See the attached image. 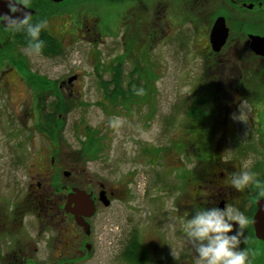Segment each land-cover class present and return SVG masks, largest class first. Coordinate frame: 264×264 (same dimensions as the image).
Returning <instances> with one entry per match:
<instances>
[{"label":"rangeland","instance_id":"obj_1","mask_svg":"<svg viewBox=\"0 0 264 264\" xmlns=\"http://www.w3.org/2000/svg\"><path fill=\"white\" fill-rule=\"evenodd\" d=\"M85 2L63 0L51 6L59 12H70ZM100 12L106 15L109 10L105 7ZM75 18L73 12V21ZM57 22L48 21L47 28ZM112 22L101 23L100 31L105 35L100 41L73 35L69 47L57 57L49 54L41 58L23 50L27 64L42 73L47 84L78 76L71 99L65 97L70 106L62 105L67 112L61 115L60 131L56 136L46 131L44 136L46 147L54 140L51 137L59 147L54 155L58 168L55 176L67 183L103 182L119 190L109 205L100 204L91 215L89 251L85 245L75 246L73 258L69 251L61 255L59 242L69 226V219L61 215L59 225L41 230L35 243L37 251L31 250L30 257L35 264H130L122 258V252L134 232L147 251L145 264H195V253L182 232V223L192 214L194 205L217 206L223 199L224 205L236 204L249 221L255 212L250 216L255 189L250 186L238 191L229 179L243 170L257 172L260 179L264 168V59L249 56L238 60L237 67L247 81L243 88L236 83L239 94L229 101L234 90H217L212 95L207 76L200 73L202 60L196 54L197 44L158 42L143 52V43L119 40ZM237 51L245 54L241 47ZM119 58L123 60L120 85L136 95L113 104L105 95L113 88L109 66ZM135 65L141 69L129 75ZM102 82H107L106 90ZM15 105L13 102L16 109ZM26 106L30 114L22 131L5 134L10 128L3 127L0 116V147L7 146V154H1L0 183L27 175L31 178L36 170V149L43 140L32 131L30 103ZM191 108L195 112L189 116ZM204 121L207 126L201 123ZM191 124L197 127L190 130ZM91 132L98 145L95 155L81 150ZM190 136H209L208 150L216 167L210 168V161L199 162L192 149L186 153L180 148L179 143L184 144ZM17 152L26 156L24 168L15 165ZM63 170L69 171V176H64ZM182 172L186 177H180ZM30 230V238L39 232L32 225ZM245 233L254 243L253 264H264V241L260 242L247 227ZM81 235L77 229V239Z\"/></svg>","mask_w":264,"mask_h":264},{"label":"flooded vegetation","instance_id":"obj_2","mask_svg":"<svg viewBox=\"0 0 264 264\" xmlns=\"http://www.w3.org/2000/svg\"><path fill=\"white\" fill-rule=\"evenodd\" d=\"M61 2L63 0H28L27 4H22L33 10L30 15L33 22L39 19H46L47 24L50 20L58 21L51 29L46 27L59 43L55 57L61 54L62 49L69 47L73 35H79L82 39L102 40L105 34L100 31L101 23L110 20L117 27L119 40L143 43L140 48L143 52L158 42L197 44L196 54L202 60L200 73L207 76L212 95L217 90L226 93L234 90L229 101L234 99L235 94H239L236 83L243 88L247 81L245 73L237 67L240 64L238 60L249 56L264 59L253 53L248 45L250 35L264 36V0H87L78 3L74 11L72 8L70 12H59L51 6ZM105 7L109 13L102 15L100 11ZM73 12H76L74 21ZM217 20L226 32V38L220 49L215 51L211 45V30ZM75 23L78 24L76 27ZM238 47L245 54L237 51ZM187 48L190 49L189 45ZM23 50L46 58L44 52L33 51L21 36L0 23V116H3V127L10 128L5 134L25 128L26 118L30 114V110L26 109L27 102L32 110L29 118L32 131L43 140L42 145L36 149L37 167L31 178L27 175L23 179H8L0 183V264H35L30 251H37L35 243L40 239L41 230L51 228L55 223L59 225L61 215L69 219V226L64 228L65 236L59 242V251L61 255L69 251L73 258V247L87 243L92 246L89 241L92 236L91 217L102 204L98 198L99 192H104L109 203L119 193L118 189L103 182L67 183L55 176L58 168L54 155L59 147L55 138L46 147V120L55 114L61 120V111L58 109L61 105H69L65 97L71 99L78 76L71 82L66 81L67 77L47 84L42 73L27 64ZM13 102L16 103V109ZM52 126L48 127V134L56 136L60 125L58 123L53 126V133ZM6 151L7 146L0 147V160L1 154H7ZM25 161V154L17 152L15 165L24 168ZM74 187L89 193L95 205L94 214L84 217L90 227L88 235L76 223L73 214L64 210L67 194ZM31 225L34 230L38 227L39 231L36 236H32L33 239L29 235ZM77 229L82 231L78 239ZM63 260L67 259L59 261Z\"/></svg>","mask_w":264,"mask_h":264},{"label":"clouds","instance_id":"obj_3","mask_svg":"<svg viewBox=\"0 0 264 264\" xmlns=\"http://www.w3.org/2000/svg\"><path fill=\"white\" fill-rule=\"evenodd\" d=\"M27 3L28 0H7L9 12L0 13V23L10 31L24 32L28 47L40 52L45 44L40 34L46 29L47 20L33 22L27 9L21 7ZM258 175L243 170L232 174L229 183L238 191L251 186L258 198H264V180L258 179ZM249 223V218L234 203L223 207L194 205L192 214L182 223V232L195 253V264H251V250L247 246L240 247L241 243L247 245L245 229Z\"/></svg>","mask_w":264,"mask_h":264},{"label":"trees","instance_id":"obj_4","mask_svg":"<svg viewBox=\"0 0 264 264\" xmlns=\"http://www.w3.org/2000/svg\"><path fill=\"white\" fill-rule=\"evenodd\" d=\"M16 35L21 36L22 40L25 44H27V37L26 34L24 32H14ZM40 38L43 39L45 41L44 47L42 49L41 52H44L45 55L51 54L54 55L57 52V48L59 43L57 38L52 35L49 31H47L46 29H42L41 34H40ZM122 58H119V62H116L115 64H111L109 66V70L110 73L112 74V78H111V83L113 84V88L109 90V93H107V95H105L106 98L109 99V101L113 104H116L118 102H125L128 101L130 99H134L136 93L133 92V90L129 89H123L121 87V79H122V73H123V69H122ZM139 69H141V67H139L138 65H135L132 70L129 72V75H135L136 71ZM132 77V76H131ZM104 90H106L107 87V82H102L101 85ZM150 92V91H149ZM151 93V92H150ZM124 105V104H123ZM125 106H128V104H126ZM66 108H64V106L58 109L61 111V115H66ZM195 110L194 108H191L189 111V116L194 113ZM52 121V122H51ZM62 125V120H59L56 116V114L54 116H52V118L49 120H46V131L48 132V127L49 126H54L55 124ZM203 124V126H207L206 123L207 121L201 122ZM52 126V133L54 132V128ZM197 126L191 124L190 130L191 128L194 129ZM88 132H90V130H88ZM209 134V133H208ZM53 135V134H52ZM93 133L91 132L90 135H87L88 137L86 138V140L81 144V150L84 152H89V154L91 155H95L98 149V145L96 144V140L94 139V137H92ZM263 140H264V135L262 136ZM52 139H54V137H51ZM209 136H206V138H198L195 139L194 137H189V140L184 141V144L181 142L180 144V148L185 151L186 153H189L188 148L192 149L191 154H193V156L199 161V162H203V163H207L208 161H210V168L216 167L217 166V162H215L213 160V158H210L211 153L208 150L209 147ZM93 157V156H92ZM209 169V168H208ZM190 178H192V180H197V178L193 175H189ZM180 177H186L185 174H183V172L181 173ZM261 180L264 179V168L262 170L261 173ZM255 199L258 198L257 195H255L254 197ZM254 199V200H255ZM254 200L251 202V212H250V216H252L253 212L256 209V205ZM247 228L249 230H253L252 229V224L251 221L248 224ZM252 234V232H251ZM247 237H249V235L246 233ZM257 240V239H256ZM249 241V240H248ZM253 241H249V243H247V245H245L244 243H241V247H245L247 246L251 252V264H253L254 259H255V254L253 253L255 249H252V246L254 245V243H252ZM262 242V241H260ZM122 258L127 261L130 264H145L148 260L147 258V251L146 249H144L142 242L139 239V236L137 235V233H134L130 236L125 249L122 252Z\"/></svg>","mask_w":264,"mask_h":264},{"label":"water","instance_id":"obj_5","mask_svg":"<svg viewBox=\"0 0 264 264\" xmlns=\"http://www.w3.org/2000/svg\"><path fill=\"white\" fill-rule=\"evenodd\" d=\"M59 2L61 0H53ZM22 8H25L23 5ZM27 9V8H25ZM9 8L7 0H0V13H8ZM29 15L33 14V10L27 9ZM16 15H19L17 13ZM2 26H5L1 23ZM226 38L225 30L221 29V25L218 20L214 23L211 30V45L215 51H218L220 47L224 44ZM248 45L250 50L258 56L264 57V36L260 35H250L248 40ZM75 75L68 78L67 82H71ZM64 176H68L69 173L64 171ZM264 180V179H263ZM99 201L104 205H109V200L105 197L104 192H99ZM73 204V207H71ZM256 209L251 218V224L253 227L254 236L261 241H264V198H258L256 200ZM217 206L223 207L224 200L221 199ZM64 210L73 214L76 223L82 227L84 233L88 235L90 233L89 224L84 220V217H90L95 212V205L93 199L89 193H86L83 189L74 187L70 193L67 194V201L64 205ZM87 251L90 250V244H85Z\"/></svg>","mask_w":264,"mask_h":264}]
</instances>
